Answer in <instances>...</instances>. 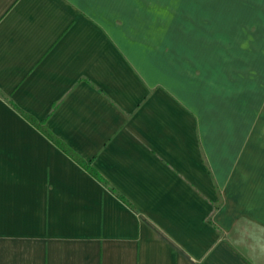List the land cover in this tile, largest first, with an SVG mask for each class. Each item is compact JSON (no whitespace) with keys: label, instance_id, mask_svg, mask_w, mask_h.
Segmentation results:
<instances>
[{"label":"crops","instance_id":"1","mask_svg":"<svg viewBox=\"0 0 264 264\" xmlns=\"http://www.w3.org/2000/svg\"><path fill=\"white\" fill-rule=\"evenodd\" d=\"M0 264H264V0H0Z\"/></svg>","mask_w":264,"mask_h":264},{"label":"trees","instance_id":"2","mask_svg":"<svg viewBox=\"0 0 264 264\" xmlns=\"http://www.w3.org/2000/svg\"><path fill=\"white\" fill-rule=\"evenodd\" d=\"M29 118V117H28ZM32 122H34V123H37V121H35V120H33L32 118H29ZM43 131L47 134V135H49V136H51V134L47 131V129L45 128V127H43ZM51 137H53V136H51Z\"/></svg>","mask_w":264,"mask_h":264},{"label":"rangeland","instance_id":"3","mask_svg":"<svg viewBox=\"0 0 264 264\" xmlns=\"http://www.w3.org/2000/svg\"><path fill=\"white\" fill-rule=\"evenodd\" d=\"M262 1V0H261Z\"/></svg>","mask_w":264,"mask_h":264}]
</instances>
